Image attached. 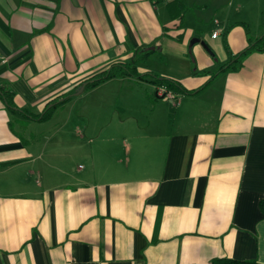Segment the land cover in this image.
<instances>
[{"label": "crops", "instance_id": "crops-1", "mask_svg": "<svg viewBox=\"0 0 264 264\" xmlns=\"http://www.w3.org/2000/svg\"><path fill=\"white\" fill-rule=\"evenodd\" d=\"M180 2L0 0L17 108L38 114L119 63L195 91L125 74L46 120L0 97V264H264V52L209 80L262 34L264 0Z\"/></svg>", "mask_w": 264, "mask_h": 264}, {"label": "trees", "instance_id": "trees-1", "mask_svg": "<svg viewBox=\"0 0 264 264\" xmlns=\"http://www.w3.org/2000/svg\"><path fill=\"white\" fill-rule=\"evenodd\" d=\"M173 2H175L176 4L177 12L183 10V6L181 5L180 0H173ZM261 19H262V25L264 26V10L261 13ZM253 51L264 52V30L262 34L258 37L249 36L248 46L239 53L230 56V59L226 63H224L217 71H215L211 75L209 80H211L214 76H216L217 73L222 71H231V72L237 71L241 67L245 57ZM135 70H136L135 67L130 63L115 64L112 65L106 71L100 72L98 74L93 75L92 77H89L84 82H82V85L84 89H91L110 78L128 74V75H133L136 78H142V79L149 77L150 80L157 85H164L166 88L169 89L176 88L185 94L195 92V91H189L183 89L177 81L171 78L162 77L151 72L145 74H139ZM72 93L73 92L64 94L60 98H57L54 101L48 103L40 113L32 114L30 112L25 111L24 109L17 108V106L13 102L14 91L10 88L8 84L0 83V97L3 100L7 109L13 114H24L29 118L35 120H46L47 118H49L53 114V111L56 107H58L59 105L70 99V97L73 95ZM260 207L264 214V198L260 201ZM212 264H261V263L255 260H236L232 258H216L212 260Z\"/></svg>", "mask_w": 264, "mask_h": 264}, {"label": "rangeland", "instance_id": "rangeland-1", "mask_svg": "<svg viewBox=\"0 0 264 264\" xmlns=\"http://www.w3.org/2000/svg\"><path fill=\"white\" fill-rule=\"evenodd\" d=\"M229 1V3H230V5H232L233 3H235V4H237V1L238 0H228ZM263 10H264V8H263ZM262 10V11H263ZM262 13V12H261ZM258 24H253L252 25V32H253V34H255V33H257L258 32ZM261 26H263L262 25V21H261ZM252 32H250V33H252ZM252 37H253V35H251ZM111 84H113V83H111ZM86 90H89V89H86ZM75 92H77V91H75ZM75 92H73L72 94V96L70 97V99L72 100V102L71 103H73V102H75V101H77V100H80V102H82V105L84 104V103H89V102H93L94 100H95V97L96 96H98V97H100V91H92V92H90V93H84V95H82L81 97H79L77 100H76V96H78V95H76V94H74ZM108 92H111V91H108ZM109 94V93H108ZM70 103V104H71ZM68 106H70V105H68ZM68 108V107H67ZM76 109V108H75Z\"/></svg>", "mask_w": 264, "mask_h": 264}, {"label": "built area", "instance_id": "built-area-1", "mask_svg": "<svg viewBox=\"0 0 264 264\" xmlns=\"http://www.w3.org/2000/svg\"><path fill=\"white\" fill-rule=\"evenodd\" d=\"M218 35L217 31L212 32L211 37L215 38ZM156 95L159 97L174 98V94L169 92L164 86H159L155 91Z\"/></svg>", "mask_w": 264, "mask_h": 264}, {"label": "water", "instance_id": "water-1", "mask_svg": "<svg viewBox=\"0 0 264 264\" xmlns=\"http://www.w3.org/2000/svg\"><path fill=\"white\" fill-rule=\"evenodd\" d=\"M193 42H199V39L194 38L193 40H191V43H193ZM201 44H202V46H203L207 51H210L209 47L207 46V44H206L204 41H201ZM82 90H83V86H81V88H80L77 92H75L74 94H78V93H80Z\"/></svg>", "mask_w": 264, "mask_h": 264}]
</instances>
